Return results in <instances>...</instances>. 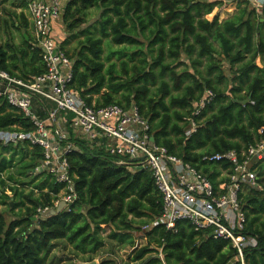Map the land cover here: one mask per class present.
<instances>
[{
  "label": "trees",
  "instance_id": "1",
  "mask_svg": "<svg viewBox=\"0 0 264 264\" xmlns=\"http://www.w3.org/2000/svg\"><path fill=\"white\" fill-rule=\"evenodd\" d=\"M233 1L237 10L223 22L207 19L223 3L205 0H69L62 16L69 36L86 35L72 56L68 37L62 44L74 62L73 89L90 106L139 107L154 143L216 187L229 180L232 164L208 163L204 157L230 151L241 155L264 139V6L257 10L246 0ZM92 9L99 12L98 37L90 27L81 29ZM4 11L0 69L18 79L43 75L34 39L24 38L23 45L15 41L16 33L30 27L26 14L10 7ZM105 40L121 46L111 53L120 58V69L117 63L106 68ZM206 90L214 91L215 98L196 117ZM191 121L198 128L187 136ZM35 130L18 109L0 102V131ZM70 132L76 149L67 158L78 199L69 211L47 218L38 209L54 207L64 185L39 170L43 149L28 142H0V205L7 206L0 210V264H50L59 241L82 262H93L109 242L135 248L132 261L141 264H228L233 258L230 242L215 239L210 230L196 231L189 221H179L175 231L163 226L147 230L163 212L151 172L119 166L103 148ZM263 163L257 166V187H247L241 195L248 217L245 231L259 241L247 252V264H264ZM6 212L13 215L10 221ZM136 233L145 246L137 247ZM114 263L111 258L103 262Z\"/></svg>",
  "mask_w": 264,
  "mask_h": 264
},
{
  "label": "built area",
  "instance_id": "2",
  "mask_svg": "<svg viewBox=\"0 0 264 264\" xmlns=\"http://www.w3.org/2000/svg\"><path fill=\"white\" fill-rule=\"evenodd\" d=\"M9 1L27 4L34 30L32 47L40 52L45 73L18 79L0 69V102L6 101L18 109L36 129L30 133L0 131V142L5 145L28 142L42 148L44 158L39 170L43 169L57 183L64 185L54 207L38 209L40 217H46L62 204H65L62 212L69 211L78 199L67 158L76 149L70 142L71 130L77 138L103 148L109 156L115 157L117 165L151 172L163 200V212L146 229L163 226L175 231L179 221H189L196 231L210 230L215 239L231 243L235 254L228 264H247V252L257 248L259 241L245 231L248 217L241 195L247 187H257V166L264 161V139L241 155L230 151L205 156L204 161L208 163L228 161L232 164V172L227 175L229 180L214 186L191 164L152 141L149 121L139 107L90 106L73 89L74 62L55 31L69 0ZM248 2L256 4L257 8L264 6V0ZM214 98V91L206 90L194 115L200 117ZM191 126L187 136L197 131L194 121ZM159 256L163 258L162 252Z\"/></svg>",
  "mask_w": 264,
  "mask_h": 264
},
{
  "label": "rangeland",
  "instance_id": "3",
  "mask_svg": "<svg viewBox=\"0 0 264 264\" xmlns=\"http://www.w3.org/2000/svg\"><path fill=\"white\" fill-rule=\"evenodd\" d=\"M205 1H209V2H222L223 5L221 7L216 8L212 14L207 16V19H209L210 21H213L216 17L219 18L220 22L222 20L225 19V17H229L232 15V13H235L237 10V2H231L229 0H205ZM248 1V0H247ZM251 8H255L257 10H259L260 8H257L256 4L251 3ZM6 7H4L3 5L0 6V17L5 18V9ZM11 8V7H10ZM99 12L95 9H92L89 12V16H88V22L87 24H85L81 29L84 28H91V33L95 36L98 37L99 35V31L96 29L97 27V16H98ZM231 14V15H229ZM59 22V26L55 27V31L56 33L60 36V39H64L62 41H65L68 37V43L66 45V48L68 49V51H70V55H74V53H77L81 50V46H80V42L85 40V34H80L78 37L76 38H72L71 36H69V34L67 33L65 27L62 24V18L58 21ZM34 35V34H33ZM5 39V38H4ZM3 37L0 34V43L3 42ZM121 46H117L114 45L110 40H105L104 43V62L106 64V68H108L112 63H117V69H120V58L111 55V53L115 50L120 49ZM112 57L110 60H108L107 58ZM76 58V57H73ZM75 60V59H74ZM258 62V61H257ZM259 64V63H258ZM262 64V63H260ZM106 91V88L103 89L102 93H104ZM192 127V126H191ZM77 135V134H76ZM78 136V135H77ZM79 137H82L81 135H79ZM264 165V163H263ZM226 176V173L225 175ZM12 206L14 205V202L12 204ZM21 209V207L19 206L16 209V213ZM0 210L2 211H7V206L6 205H0ZM12 214L9 212H6V218L8 221L11 220L12 218ZM150 228H148L147 230H149ZM136 235L138 236L137 239V243L136 245H138V248H141L143 246H145L146 244V240L144 238L141 237L142 234H138L136 233ZM57 247L53 250L52 252V257H56V260L54 263L57 262V260L63 259L62 262H60V264H73L75 260H78L79 262H81L83 259L82 256L76 257L74 255V253L72 252V250L65 248V242L59 241L57 242ZM135 248H132L130 246L127 247H121L112 243H107L106 247L103 248L100 251V254L98 256H96V259L98 260V262L96 261L98 264H103V262H107L108 259H112L115 263L114 264H141V263H136L132 261V257H133V251ZM51 257V258H52ZM61 257V258H60Z\"/></svg>",
  "mask_w": 264,
  "mask_h": 264
},
{
  "label": "crops",
  "instance_id": "4",
  "mask_svg": "<svg viewBox=\"0 0 264 264\" xmlns=\"http://www.w3.org/2000/svg\"><path fill=\"white\" fill-rule=\"evenodd\" d=\"M3 6L6 7V8L11 7L12 10L17 11V13H22V12L24 11V13L26 14L27 18L29 19L30 27L28 28V30L23 29L20 33L18 32V33L15 34V35H16V40H15L16 43H17L18 45H23V43H24V41H23L24 38L26 39V41H29L30 38L33 39V33H34V30H33V25H32V23H31V21H30L29 13H28L27 9H25V8L23 9V8L21 7V4H20V3L13 2V1H11V2H9V1L5 2ZM17 7H18V8H17ZM234 14H235V13H232V15H231V14H229V15L233 16ZM231 16H229V17L226 16L224 20L229 19ZM224 20H222L221 22H223ZM261 22H264V18L261 20ZM58 24H59V22H57L56 25H55L56 29H57V27L59 26ZM58 37H60V36L58 35ZM62 40H64V39H62ZM257 63H259L258 65H259L260 67H262V64H260V63H261V59H258V62H257ZM68 249H69V248H68ZM51 257H52V256H51ZM60 258H61V257H60ZM55 260H56V257H52V258H50V264H60V262H62L63 259L57 260V262L54 263ZM95 260L98 262L97 259H95ZM81 263H85V262H82V261L79 262L78 260H75L73 264H81Z\"/></svg>",
  "mask_w": 264,
  "mask_h": 264
},
{
  "label": "water",
  "instance_id": "5",
  "mask_svg": "<svg viewBox=\"0 0 264 264\" xmlns=\"http://www.w3.org/2000/svg\"><path fill=\"white\" fill-rule=\"evenodd\" d=\"M232 1V0H229ZM152 141L154 142V139L152 138ZM41 172L43 171V169L40 170ZM65 204H62L56 211H51L49 212L46 217H53L56 216L58 214H60L64 208ZM81 264H98L96 261L93 262H85V263H81Z\"/></svg>",
  "mask_w": 264,
  "mask_h": 264
}]
</instances>
